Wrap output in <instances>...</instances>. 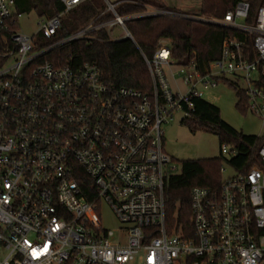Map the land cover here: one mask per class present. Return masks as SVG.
<instances>
[{
	"label": "built area",
	"instance_id": "1",
	"mask_svg": "<svg viewBox=\"0 0 264 264\" xmlns=\"http://www.w3.org/2000/svg\"><path fill=\"white\" fill-rule=\"evenodd\" d=\"M61 1L63 12L39 19L34 36L44 45L19 32L24 14L14 0H0V264H264V144L246 171L224 176L221 166L218 188L194 187L191 230L176 231L165 192L177 167L162 130L223 78L243 85L250 112L264 123V6L251 22L247 1L223 19H199L251 37V60L244 41L227 38L202 73L193 62L177 65L161 43L151 58L142 55L152 85L144 93L108 85L92 63L47 61L61 45L111 25L51 43L64 15L86 0ZM104 1L111 22L133 40L117 4ZM167 72L184 91L171 87ZM220 154L230 161L238 152L222 144ZM101 203L122 226L117 237L101 225Z\"/></svg>",
	"mask_w": 264,
	"mask_h": 264
},
{
	"label": "trees",
	"instance_id": "2",
	"mask_svg": "<svg viewBox=\"0 0 264 264\" xmlns=\"http://www.w3.org/2000/svg\"><path fill=\"white\" fill-rule=\"evenodd\" d=\"M241 1H247L250 6L247 22H251L257 10L264 6V0H199L198 10L190 14L158 0H124L117 3L115 12L125 19V28L133 40L111 41L106 29L101 28L90 31L84 38L61 45L48 53L46 58L55 67L92 63L101 71L108 85L150 93L151 79L142 55L151 58L162 41L168 42L170 57L177 65L186 66L193 62L202 73L219 59L222 43L227 38L244 41L243 47L249 52L248 59L251 60V37L199 20L223 19ZM14 3L18 13H35L39 19L52 18L64 11L61 0H14ZM146 6L173 14L141 16L147 12ZM113 19L104 0H86L64 15L60 30L50 42L66 39L90 25L98 26ZM222 82L234 90L236 108H248V99L240 85L229 78H223ZM260 85L264 89V77H261ZM192 104L193 109L181 120L184 126L193 133L201 130L216 135L220 147L222 144L233 146L238 154L226 163L237 172H244L255 163L256 152L264 144V136H247L237 132L221 119L216 106L202 98L193 99ZM222 159L220 154L213 159L184 161L180 174L168 179L166 220L176 231L182 225L191 230V190L194 187L216 189L221 184Z\"/></svg>",
	"mask_w": 264,
	"mask_h": 264
},
{
	"label": "rangeland",
	"instance_id": "3",
	"mask_svg": "<svg viewBox=\"0 0 264 264\" xmlns=\"http://www.w3.org/2000/svg\"><path fill=\"white\" fill-rule=\"evenodd\" d=\"M111 4H117L124 0H107ZM129 1V0H128ZM164 5L175 7L187 13H195L199 7V0H158ZM146 11H152L154 7L146 6ZM39 18L35 13L23 15L19 20V32L34 38V42L45 44L47 41L39 40L34 36L38 29ZM106 31L108 37L112 40H122L126 36L124 28L110 22ZM167 44V41H162ZM168 74V80L175 91H184L179 79L173 80ZM242 87L243 85L240 84ZM202 99L213 104L220 110L221 119L237 132L247 136H264V123L259 117L250 112L249 108L239 110L236 108L237 98L234 90L223 82L217 87L202 90ZM184 114L181 111H175L168 122L162 125L164 132V151L169 155L177 167L175 175L180 174L182 162L187 160L213 159L220 156V143L216 135L197 130L191 132L181 123ZM222 166L225 169L224 176L234 174L233 169L227 165L226 160L222 159ZM221 175V178L224 177ZM98 216L104 229L109 230L117 237L120 234L121 224L114 216L110 207L104 203L99 205ZM132 264H143L140 259H136Z\"/></svg>",
	"mask_w": 264,
	"mask_h": 264
},
{
	"label": "water",
	"instance_id": "4",
	"mask_svg": "<svg viewBox=\"0 0 264 264\" xmlns=\"http://www.w3.org/2000/svg\"><path fill=\"white\" fill-rule=\"evenodd\" d=\"M124 39H126V38H124Z\"/></svg>",
	"mask_w": 264,
	"mask_h": 264
},
{
	"label": "crops",
	"instance_id": "5",
	"mask_svg": "<svg viewBox=\"0 0 264 264\" xmlns=\"http://www.w3.org/2000/svg\"><path fill=\"white\" fill-rule=\"evenodd\" d=\"M172 78V77H171Z\"/></svg>",
	"mask_w": 264,
	"mask_h": 264
}]
</instances>
